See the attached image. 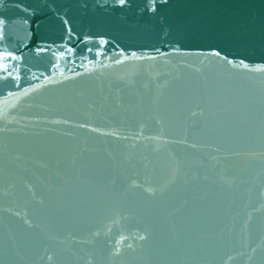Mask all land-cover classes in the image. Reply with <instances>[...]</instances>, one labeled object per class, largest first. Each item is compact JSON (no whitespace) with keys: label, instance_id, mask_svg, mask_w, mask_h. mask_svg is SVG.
Masks as SVG:
<instances>
[{"label":"water","instance_id":"water-1","mask_svg":"<svg viewBox=\"0 0 264 264\" xmlns=\"http://www.w3.org/2000/svg\"><path fill=\"white\" fill-rule=\"evenodd\" d=\"M0 21V264H264V0Z\"/></svg>","mask_w":264,"mask_h":264},{"label":"snow or ice","instance_id":"snow-or-ice-1","mask_svg":"<svg viewBox=\"0 0 264 264\" xmlns=\"http://www.w3.org/2000/svg\"><path fill=\"white\" fill-rule=\"evenodd\" d=\"M125 2H126V0H119V3H120L121 5L125 4ZM165 2H166V0H165ZM0 23H2V21H0ZM216 55H219V54L216 53ZM262 70H264V69H262Z\"/></svg>","mask_w":264,"mask_h":264}]
</instances>
